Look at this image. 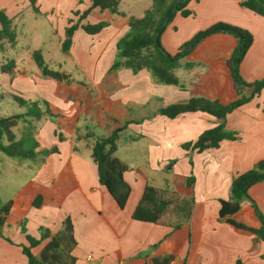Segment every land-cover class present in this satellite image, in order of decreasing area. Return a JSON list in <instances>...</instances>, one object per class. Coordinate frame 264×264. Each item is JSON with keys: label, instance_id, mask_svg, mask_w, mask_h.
I'll use <instances>...</instances> for the list:
<instances>
[{"label": "crops", "instance_id": "0c3cea01", "mask_svg": "<svg viewBox=\"0 0 264 264\" xmlns=\"http://www.w3.org/2000/svg\"><path fill=\"white\" fill-rule=\"evenodd\" d=\"M35 1L39 13L33 10L30 0H0V11H5L14 25L23 22L29 10L34 13V21L39 23L38 18H44L42 35H55L59 56L52 55L57 58L58 70L70 75L73 83L43 78L40 70L28 72L16 62L17 77L7 74L11 85L35 92L14 94L28 100L43 99L59 113L56 118L38 121L36 132L39 150L57 147L58 152L35 159L27 186L12 200L1 229L4 238L0 237V264H28L22 252V245H29L26 236L40 238L42 227L55 235L62 230L66 217L73 224L76 245L71 255L76 258L75 264H117L122 259L130 264H148L170 255L174 257L170 264H236L238 259L244 264H264V242L235 232L219 219L220 200L230 199L234 177L264 161V88L259 96L226 118L201 111L173 119L159 113L164 107L183 104L194 97L221 104L250 97L254 87L240 88L232 77V56L238 39L228 33L207 37L174 69L179 84L166 85L158 83L146 69L138 73L125 68L111 71L117 42L128 32L130 18L142 17L152 0L145 1L138 15L121 8L124 0L119 7L124 15L92 10L83 24L109 25L96 35L77 30L69 51L62 50L65 30L70 20H78L74 12L83 13L91 7L92 0ZM242 1H192L188 8L193 14L187 18L177 14L162 34L164 48L176 55L197 32L218 22L238 26L255 37L240 63V74L247 83L263 80L264 17L243 8ZM48 37L49 34L45 39ZM46 41H40L44 59L53 50ZM222 124L236 132V140H223L219 147L203 152L182 148L185 143L195 142L204 131ZM125 125L129 126L123 133L131 132L138 138L128 144L119 142V148L127 147L141 155L133 160L122 159L128 167L124 178L131 193L125 208L120 209L101 185L91 153L97 138ZM173 160L176 162L172 169L166 170ZM177 170L182 173L180 179L172 175ZM192 176L195 182L190 184ZM147 186L156 188L162 198L172 202L164 223L132 218ZM248 193L264 215V181L253 185ZM38 195H42L43 202L36 208L33 202ZM173 196L180 199L179 208ZM185 199L189 205L186 221L178 220L174 225L171 213H178ZM246 215L251 219L252 211ZM178 225L180 228L174 231ZM168 234L172 236L166 239ZM49 240L34 247L33 254L39 257Z\"/></svg>", "mask_w": 264, "mask_h": 264}, {"label": "trees", "instance_id": "16d2710c", "mask_svg": "<svg viewBox=\"0 0 264 264\" xmlns=\"http://www.w3.org/2000/svg\"><path fill=\"white\" fill-rule=\"evenodd\" d=\"M122 0H92V5L83 13L74 12L79 16L75 22L70 20V26L65 30V40L62 43V50L69 51L73 37L77 30L82 29L89 35H96L106 28L108 22L97 24H83L88 15L94 9L101 11L109 10L113 14L124 15L119 7ZM192 1L200 0H152L151 7L146 10L142 17H131L129 20V30L117 42V56L111 71L122 68L130 69L134 73L141 70H148L158 83L166 85H178L179 79L174 73L179 61L190 54L195 47L207 37L216 33H228L238 39V47L232 56V77L234 82L241 88L243 86H253L254 92L250 97H241L229 104H221L217 100H210L203 97L191 98L183 104H174L160 109L159 113L167 118H175L187 112H206L217 118H226L237 108L249 103L253 98L260 95L264 88V79L254 83H247L240 74V63L248 53L255 41L254 35L243 28L224 22H218L207 29L196 33L190 40L185 42L176 55H171L164 48L161 37L167 26L175 19L177 14L187 18L193 14L188 8ZM33 10L39 13L35 6L36 1L30 0ZM243 8L264 17V0H243L240 4ZM0 54L4 51L6 43L15 46L17 43V30L14 20L5 11H0ZM36 66L40 70L43 78H51L67 85L73 83L70 75L59 70L50 68L43 57L41 50H34L31 54ZM187 66H190L189 64ZM16 63L14 60L1 66V71L12 75ZM15 101L27 110L13 116L0 117V152L10 158L36 159L39 155L48 156L57 153V147L39 150L40 143L36 139L37 127L34 122L44 118H56L59 116L51 105L43 100H25L14 96ZM45 106L46 110H41ZM19 123H24L22 135L18 137L15 129ZM129 125L119 127L106 136L95 140L92 146L91 157L98 168L99 180L120 209H124L131 193V186L125 180L124 174L128 171L122 159L133 160L136 155H141L138 151L127 147L119 148V142L128 144L131 140L138 138L132 133H123ZM62 137L60 136V140ZM236 132L225 129L222 124L215 128L204 131L195 142H188L182 145L184 150L203 152L210 148L219 147L223 140H236ZM171 161L166 170H171L175 164ZM264 181V161L258 162L252 169L234 177L231 185V197L228 200H220L219 219L222 223L231 226L235 232L248 236H255L264 242V215L249 195V189ZM190 184L195 182V177H190ZM43 202L42 195H38L33 205L39 208ZM172 202L161 197L160 191L152 186H147L141 201L134 210L132 218L137 221L161 224L166 222L163 219ZM13 201H8L0 208V237L2 227L6 224L11 211ZM252 211L251 219L242 218V214ZM180 225L174 227V231ZM23 231L26 232L25 228ZM41 237L35 238L27 235L28 246L22 245V252L27 257L28 264H75L76 258L71 255V251L76 245L73 235V224L70 217H66L62 223V230L55 235L49 228L40 229ZM168 234L166 239L171 237ZM7 241H12L5 238ZM50 239L43 248L39 257L33 254L32 249L40 245L44 240ZM173 256L155 260L154 264H170ZM236 264H244L240 259Z\"/></svg>", "mask_w": 264, "mask_h": 264}, {"label": "rangeland", "instance_id": "374dc122", "mask_svg": "<svg viewBox=\"0 0 264 264\" xmlns=\"http://www.w3.org/2000/svg\"><path fill=\"white\" fill-rule=\"evenodd\" d=\"M145 1L146 0H124L121 8L129 9L134 15H138L145 8ZM38 19L40 21L39 23L34 21V13L32 10H29L25 14L23 22H16L15 24V28L17 30L16 45L11 46L10 44L6 43L4 51L0 54V117L13 116L15 114L23 113L27 110L28 107H22L15 101L14 96L17 95L14 93H35L34 91L30 90L25 92L11 85L12 80H9L7 73H3L1 71V66L3 64H7L9 61L15 60V62L18 63L20 67L22 66L28 72L38 73L39 69L32 59L31 53L34 50H41L42 52L45 51V49L43 50V45L40 41L47 40L46 45H48V47L54 51L50 50L51 55H46L45 62L50 68L54 70L59 69L57 65L58 61H56L57 58L54 56H59L57 39L55 35L48 32H44L42 35V29L40 27L41 25L46 24V20L42 17H39ZM48 34L49 37L45 39ZM16 70L17 69L15 67L11 76L13 79L17 77ZM18 97L22 98L21 96ZM41 110H46V107H41ZM34 125L38 127L39 123L34 122ZM24 127V123H19L18 127H16L15 131L18 137L22 135ZM99 132L102 134V131L99 130ZM35 163V159L10 158L0 152V208H2L8 201L13 200L18 194L22 192L24 187L27 186L31 175L33 174V171L30 168L34 166ZM172 175L174 178H182V173L179 170H177L176 174ZM176 185H180V183H176ZM170 186L172 185L169 183L168 188H170ZM175 198L176 196H173V199ZM175 201L179 204L177 207L179 208L180 199H175ZM187 204L188 201L186 199L183 200L180 211L178 213H171L170 221L172 224H178V220H180V222L186 221V212L189 207ZM188 214L189 213H187V215ZM245 215L242 214V218L247 219L246 217L248 216ZM183 236L186 237V234L184 233Z\"/></svg>", "mask_w": 264, "mask_h": 264}, {"label": "built area", "instance_id": "2783aa9c", "mask_svg": "<svg viewBox=\"0 0 264 264\" xmlns=\"http://www.w3.org/2000/svg\"><path fill=\"white\" fill-rule=\"evenodd\" d=\"M92 257H90L89 259H91ZM117 264H130L129 262H127L126 260H119ZM148 264H154V263H148Z\"/></svg>", "mask_w": 264, "mask_h": 264}]
</instances>
